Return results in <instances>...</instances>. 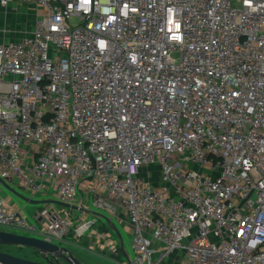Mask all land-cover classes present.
Here are the masks:
<instances>
[{"label": "built area", "instance_id": "built-area-1", "mask_svg": "<svg viewBox=\"0 0 264 264\" xmlns=\"http://www.w3.org/2000/svg\"><path fill=\"white\" fill-rule=\"evenodd\" d=\"M14 3L34 15L0 41V178L81 215L0 201V229L78 247L90 199L123 264H264V0ZM109 235L85 250L115 261Z\"/></svg>", "mask_w": 264, "mask_h": 264}, {"label": "crops", "instance_id": "crops-1", "mask_svg": "<svg viewBox=\"0 0 264 264\" xmlns=\"http://www.w3.org/2000/svg\"><path fill=\"white\" fill-rule=\"evenodd\" d=\"M34 15V11L31 7H27L22 4L14 3L13 6L9 5L8 8H4L0 5V41H17L21 38H23L26 35H29L32 31V18ZM3 29L10 30L9 33L4 34ZM44 185L46 186L42 192L37 193L34 196H31V194L23 189L17 178H10V179H1L0 178V201L9 208L10 211H16L24 215L25 217L28 216H34L36 213H38L45 203L47 202H55L57 205L58 213H73V209L71 210L69 206L66 204H62L58 201H56L53 197L52 191H53V184L52 182H45ZM35 210V213L32 214ZM85 214H88V210ZM84 214V217H85ZM99 216V215H98ZM101 217V216H99ZM86 218V217H85ZM103 218V217H102ZM104 219V218H103ZM105 223L107 222L106 219H104ZM111 234L109 236L114 237L117 240V243L119 244V252L124 254L126 259L128 258L127 254H125L123 249V243L122 246L118 240V237L115 233L111 231H106V233ZM96 233L100 232H90L91 236L87 239L92 241H97ZM104 233V232H101ZM70 239L74 240V238ZM79 245V244H78ZM69 250L71 249H79L84 251L89 257L93 259V262L96 264H100L99 261H108L111 262L112 260L106 259L105 255L106 253H103L96 249L94 253L87 252L85 249L87 248V245H79L78 247H68ZM23 249V248H22ZM25 250V249H24ZM31 255H35L34 252L30 251ZM39 258V257H38ZM118 260L112 261L114 263H117ZM120 262V261H119ZM123 264V262L121 263Z\"/></svg>", "mask_w": 264, "mask_h": 264}, {"label": "rangeland", "instance_id": "rangeland-1", "mask_svg": "<svg viewBox=\"0 0 264 264\" xmlns=\"http://www.w3.org/2000/svg\"><path fill=\"white\" fill-rule=\"evenodd\" d=\"M10 30H8V32L4 33L7 34L9 33ZM149 172L151 174L150 177H146L145 180L153 182V184H155V180L159 175L158 169L156 167H150L149 168ZM85 206L88 208V214L87 217L85 218V221L87 222H93V224L90 225L89 230H93L96 232H106V231H111V225H114L117 230L119 231L120 236L123 239V249L125 254H127V256L132 259L133 258V250H132V246H131V236H129L128 232L125 229V226L118 223L116 219H113V221L109 220L110 223L107 221L106 223L104 222L105 220L102 217H99L98 215H102L106 218H108V216L102 211L99 210L97 208H95L94 206H92L91 204V200L88 199L84 202ZM35 213V210L32 214ZM76 216H80L81 212L80 211H74L73 212ZM26 221L30 224H34L36 227H38V223L37 221L34 219L33 215L32 216H28L26 217ZM76 227H77V223L76 221H74V224L70 230V237L73 238V236L78 232L76 231ZM11 230V229H10ZM88 230V231H89ZM21 232V231H19ZM17 232V233H19ZM114 233V232H113ZM23 234V233H20ZM37 235V234H35ZM38 236V235H37ZM91 236L90 232H87L86 235H83L82 238L79 239V242L77 244L79 245H87L90 243V240L87 239ZM26 250V249H25ZM7 251L11 254L17 255V256H25L30 260L33 261H41L40 258H38L36 255H28L25 254L24 252H20V251H16L15 249H11L8 248ZM25 252H28V250H26ZM71 253L83 264H96L93 262V259L87 255H85L86 253L82 250L79 249H71ZM27 255V256H26ZM115 261L118 260V264H121L122 262L126 261V257L124 256L123 253H121V251L114 256ZM120 261V262H119ZM100 264H117L114 262H108V261H99Z\"/></svg>", "mask_w": 264, "mask_h": 264}, {"label": "water", "instance_id": "water-1", "mask_svg": "<svg viewBox=\"0 0 264 264\" xmlns=\"http://www.w3.org/2000/svg\"><path fill=\"white\" fill-rule=\"evenodd\" d=\"M99 216L110 223L108 218L102 215ZM111 230L117 235L122 246L123 239L117 228L111 225ZM0 245L31 249L41 259V261H33L10 253L0 252V264H83L71 253L69 248L48 243L33 236L0 229Z\"/></svg>", "mask_w": 264, "mask_h": 264}, {"label": "trees", "instance_id": "trees-1", "mask_svg": "<svg viewBox=\"0 0 264 264\" xmlns=\"http://www.w3.org/2000/svg\"><path fill=\"white\" fill-rule=\"evenodd\" d=\"M8 248H11V249H15L16 251H20V252H24L25 254H30V251H32L31 249H26V250H28V252H25L26 250H24V249H22V248H20V247H13V246H2V245H0V252H6V253H9L8 251H7V249ZM33 252V251H32ZM11 254V253H10ZM14 255V254H13ZM31 255V254H30ZM15 256H17V255H15ZM27 256V255H26ZM18 257H22V258H25V259H28L27 257H25V256H18Z\"/></svg>", "mask_w": 264, "mask_h": 264}]
</instances>
